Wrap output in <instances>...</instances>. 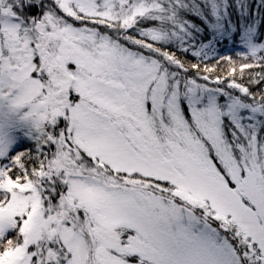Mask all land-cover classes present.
Instances as JSON below:
<instances>
[{"label": "snow or ice", "instance_id": "1", "mask_svg": "<svg viewBox=\"0 0 264 264\" xmlns=\"http://www.w3.org/2000/svg\"><path fill=\"white\" fill-rule=\"evenodd\" d=\"M0 264H264V0H0Z\"/></svg>", "mask_w": 264, "mask_h": 264}, {"label": "trees", "instance_id": "2", "mask_svg": "<svg viewBox=\"0 0 264 264\" xmlns=\"http://www.w3.org/2000/svg\"><path fill=\"white\" fill-rule=\"evenodd\" d=\"M258 3V0H254V4ZM253 11H255V7H253ZM221 54H230L229 52L225 51L223 47L220 48Z\"/></svg>", "mask_w": 264, "mask_h": 264}]
</instances>
